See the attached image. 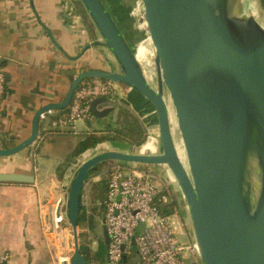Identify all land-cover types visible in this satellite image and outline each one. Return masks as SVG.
I'll list each match as a JSON object with an SVG mask.
<instances>
[{
	"label": "water",
	"instance_id": "95a60500",
	"mask_svg": "<svg viewBox=\"0 0 264 264\" xmlns=\"http://www.w3.org/2000/svg\"><path fill=\"white\" fill-rule=\"evenodd\" d=\"M80 1L99 37L88 48H106L114 64L108 70L81 72L62 102L37 111L31 135L14 147H0V156L32 145L40 118L69 108L80 84L91 78L126 85L151 104L157 130L150 132L161 149L157 154L141 153L138 147L132 152L102 149L76 165L64 213L74 247L63 264H89L80 249L82 191L91 169L106 161L169 169L186 202L202 264H264V0H254L255 10L243 15V0H141L153 47L155 85L106 1ZM246 31L234 70L237 44ZM233 72L236 88L230 94ZM90 106L95 118L112 115L119 121L121 108L107 97L95 98ZM123 120L130 123L128 116ZM34 181L30 174L0 173V182ZM106 190H100L102 201ZM103 238L108 245L104 224Z\"/></svg>",
	"mask_w": 264,
	"mask_h": 264
},
{
	"label": "crops",
	"instance_id": "0c3cea01",
	"mask_svg": "<svg viewBox=\"0 0 264 264\" xmlns=\"http://www.w3.org/2000/svg\"><path fill=\"white\" fill-rule=\"evenodd\" d=\"M105 1L124 34L133 41L131 28L122 25L113 0ZM122 4L117 0V6H124ZM90 24L80 0H0V69L6 76V91L0 98L1 148L14 147L27 139L32 133L37 111L62 102L70 84L81 72L108 70L114 64L106 48H88L99 38L94 35ZM137 50L142 59L149 54L143 45ZM116 85L117 101L109 102L121 108V115L118 122L112 115L108 116L110 120L105 122L108 130L119 126L120 120L126 117L124 111L139 118L147 134L154 130L156 118L151 104L132 88ZM104 106L102 104L100 108ZM64 110H52L40 118L39 135L32 145L11 156H0V173L35 176L34 182H0V256H9L2 264H58L45 228L46 220L40 214V205L52 185L66 180L70 184L69 178L80 158L71 165L65 179H60L59 167L73 150L68 147L65 156L58 157L59 145L79 132L77 123L75 129H54L51 125L54 119L68 111ZM93 119L92 115L91 119L83 120L86 125L82 132H92L89 130L94 125ZM117 142L106 141L84 154L99 149L132 152L122 150L119 144L130 143ZM171 177L169 174V180L165 182L169 183L173 197H178L180 189ZM66 185L63 184L64 188ZM178 202L182 221L180 234L194 243L187 208L181 200Z\"/></svg>",
	"mask_w": 264,
	"mask_h": 264
},
{
	"label": "built area",
	"instance_id": "2783aa9c",
	"mask_svg": "<svg viewBox=\"0 0 264 264\" xmlns=\"http://www.w3.org/2000/svg\"><path fill=\"white\" fill-rule=\"evenodd\" d=\"M5 91L6 76L0 69V98ZM117 93L114 82L102 78L86 79L75 91L68 111L54 119L51 125L54 129H75L79 120L92 118L90 105L95 98L107 97L115 103ZM137 147L139 152L150 151L151 154H157L161 149L159 139L151 132ZM107 175L103 224L107 227L109 243L104 264H202L197 244L182 243L178 238L182 227L178 208L172 213L167 212L174 200L169 183L161 186L154 181L155 174L145 168H127L113 162L109 164ZM95 178L97 176L93 180ZM68 188L69 184L64 188L59 182L52 185L40 205V214L46 220L45 228L49 234L71 231L64 216ZM55 254L58 264L70 257V252L64 250ZM8 258V255L0 256V264Z\"/></svg>",
	"mask_w": 264,
	"mask_h": 264
},
{
	"label": "rangeland",
	"instance_id": "374dc122",
	"mask_svg": "<svg viewBox=\"0 0 264 264\" xmlns=\"http://www.w3.org/2000/svg\"><path fill=\"white\" fill-rule=\"evenodd\" d=\"M122 1V7L117 6V0H113V4L116 5V8H118V17L121 19V23L122 25L126 28L129 29L131 28V34H132V38H133V42H134V47L137 50L141 45L145 46L148 50H149V54L147 55V57L145 59H143L142 63L143 66L145 68L146 74L150 80V82L152 84H156V78H155V64H154V59H153V47L151 44V41L149 39V33L145 24V18H144V9H143V5L141 0H121ZM242 6H246L247 9L249 10V12H253L255 10L254 7V0H243L242 2ZM116 84V83H115ZM108 117H106L103 120H100L95 118L93 119V127L92 132H106L108 130L107 126L105 125V122H107ZM110 120V119H109ZM108 120V121H109ZM104 124V126H103ZM154 127L155 129L152 131L157 130L156 129V121L154 123ZM85 123L83 122V120H80L77 122V129L79 130L78 135H73V137L69 138L68 140L64 139V142L61 143L59 145V149H60V154H58V157H63L65 156V153L69 147V149H74L75 146L79 143V141H81L88 133H84L82 132V130L85 129ZM82 129V130H81ZM91 129V128H90ZM88 131V130H86ZM90 133V132H89ZM178 137V134L176 135ZM121 142V141H119ZM117 142V143H119ZM120 146H122V150H127V151H134V146H129L127 143L121 142L119 143ZM102 149L99 150H92L89 153H86L82 156H80L79 160H77L76 165L77 164H81L82 162H84L87 158L91 157L92 155L99 153ZM104 150V149H103ZM110 162L113 163H118L121 164L127 168H145V170L152 172L153 174H155V178L154 181H156L157 183H159V185H164L166 180H169V174H171L170 171H168L167 167L165 165H161V164H151V165H146V164H140V163H133V162H126V161H108L101 170L100 175L97 176V178H95L94 180L91 179V181L89 182L90 185H87L88 187L84 188L82 191V194H84V192L88 191L91 187H93L94 183H99L102 180H107L109 176L107 175V171L109 168V164ZM76 165L74 166L76 168ZM74 168V169H75ZM167 170V171H166ZM71 175V174H70ZM72 176V175H71ZM172 180H174V182L176 183V180L174 179L173 175H172ZM92 183V185H91ZM60 186H62L63 184H67L66 186H68V182L67 180L61 181L59 182ZM108 184V182H107ZM177 185V183H176ZM178 186V185H177ZM179 188V186H178ZM91 191V189H90ZM94 192L92 191V193L90 194V199L85 200L84 203V207H85V212L87 215H94V219H95V229L91 230L88 227L85 228H80L79 227V233L80 231H86L89 234V238L91 240V248L94 251H98L99 247H100V243L104 242V238H103V220H104V216H105V207L103 205V207L101 208H97L96 211H94V207L97 205V202L95 201V195ZM178 197L176 196L175 199L177 201L181 200L182 203L185 204L186 206V202L183 198V195L180 191V193H178ZM98 206V205H97ZM49 236V240L51 242V245L54 248L55 253H60L62 252V250H73V234L72 231L68 230L66 232H62L61 234L55 233L54 231L51 234H48ZM178 238L180 240V242L182 243H186V244H192L191 242H188V238L182 233V234H178ZM107 246V245H106ZM65 248V249H64Z\"/></svg>",
	"mask_w": 264,
	"mask_h": 264
},
{
	"label": "trees",
	"instance_id": "16d2710c",
	"mask_svg": "<svg viewBox=\"0 0 264 264\" xmlns=\"http://www.w3.org/2000/svg\"><path fill=\"white\" fill-rule=\"evenodd\" d=\"M249 13L250 12L247 9V7L241 5L239 9V14L243 15V14H249ZM126 38L128 39L127 36ZM129 42L132 45H134L133 41L129 40ZM123 115L130 117L129 124L125 120H120L119 126L110 128L106 132H95V131L90 132L81 141H79V143L73 149V151L71 152L67 160L60 165L59 178L65 179V177L68 174V171L71 168V165L76 161L77 158L82 156L86 151L90 149H94L99 144L104 143L106 141H126L135 146L142 145L148 137L146 128L144 127L142 122L139 120V118L132 116L129 112L124 111ZM107 162L108 161L102 162L98 166L91 169V177L100 175L102 167ZM74 173H75V170H74ZM107 182L108 181L106 179L102 180L99 183L93 184V188H96V190L101 189L104 186H107ZM68 191H69V188H68ZM97 207L98 206L94 207V211L97 210ZM176 207L178 208L179 213H181V207L179 206V202L174 197V200L169 205L167 212L169 213L174 212ZM79 227L81 229L85 227H88L91 230L95 229L94 215L93 214L87 215L85 212V207L83 208V211L79 218ZM79 237H80V249L82 253L84 254V256L86 257V259L89 261V263L95 262L97 264H104L105 259H106V254H107V246L105 242H101L99 250L94 251L91 248V240L89 238L88 232L83 231V230L80 231Z\"/></svg>",
	"mask_w": 264,
	"mask_h": 264
},
{
	"label": "bare ground",
	"instance_id": "6f19581e",
	"mask_svg": "<svg viewBox=\"0 0 264 264\" xmlns=\"http://www.w3.org/2000/svg\"><path fill=\"white\" fill-rule=\"evenodd\" d=\"M247 31L245 32V35L238 41L237 44V48H236V52H235V58H234V63H233V68L234 70H236L239 66L240 60H241V56H242V51H243V46H244V42L247 36ZM137 57L138 59L142 62L143 61V57L139 54L138 50H137ZM236 75L235 72L232 73L231 78H230V83H229V91L230 94H232L236 88ZM65 249V248H64ZM66 253L71 252L72 250L66 249L64 250Z\"/></svg>",
	"mask_w": 264,
	"mask_h": 264
},
{
	"label": "flooded vegetation",
	"instance_id": "af4514ba",
	"mask_svg": "<svg viewBox=\"0 0 264 264\" xmlns=\"http://www.w3.org/2000/svg\"><path fill=\"white\" fill-rule=\"evenodd\" d=\"M91 179L93 180V177H91L90 179H89V181L87 182V184H86V186H85V188L86 187H88L87 185H90V181H91ZM95 184V183H94ZM91 185H92V183H91ZM104 187H107V186H104ZM103 187V188H104ZM90 189H91V191H90V189L88 190V191H86V192H84V194H83V198H84V203H85V200H88V199H90V194L92 193V191L94 192V194H92V195H95V201L97 202V205H98V207L97 208H101L102 207V205H103V201L102 200H100V198H99V193H100V190L102 189H97L96 190V188H93V187H89ZM105 194H106V192H105ZM105 194H104V198H105ZM96 205V206H97ZM95 206V207H96Z\"/></svg>",
	"mask_w": 264,
	"mask_h": 264
}]
</instances>
